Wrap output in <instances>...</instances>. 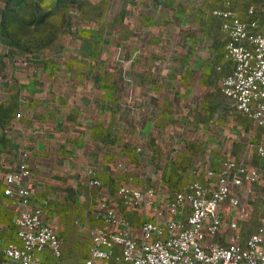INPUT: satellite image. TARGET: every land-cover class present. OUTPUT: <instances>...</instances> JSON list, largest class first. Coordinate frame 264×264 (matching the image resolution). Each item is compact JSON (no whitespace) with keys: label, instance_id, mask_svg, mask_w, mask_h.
<instances>
[{"label":"crops","instance_id":"obj_1","mask_svg":"<svg viewBox=\"0 0 264 264\" xmlns=\"http://www.w3.org/2000/svg\"><path fill=\"white\" fill-rule=\"evenodd\" d=\"M216 3L0 0L1 188L26 151L32 202L44 206L58 235L55 223L68 214L81 233L101 226L91 215L100 194L138 226L140 215L116 196L120 185L156 186L160 174L161 198L204 162L228 153L233 137L226 141L225 124H213L209 113L228 66L221 22L210 13L221 7ZM18 112L13 130L1 134ZM243 133L237 157L261 140ZM231 149L236 155V145ZM116 162L126 169L117 170ZM89 170L100 188L88 185ZM11 202L0 193V205L15 220ZM13 233L0 245L17 242Z\"/></svg>","mask_w":264,"mask_h":264},{"label":"built area","instance_id":"obj_2","mask_svg":"<svg viewBox=\"0 0 264 264\" xmlns=\"http://www.w3.org/2000/svg\"><path fill=\"white\" fill-rule=\"evenodd\" d=\"M217 1L221 7L210 13L221 22L222 58L230 66L219 78L217 92L233 102L238 114L264 130V17L249 7V18L242 19L230 7L235 0ZM73 16L78 23L79 13ZM122 78L129 85L125 72ZM21 117L18 112L1 134L10 133ZM135 151L141 154L143 148L138 145ZM28 157L21 151L17 169L3 175L0 193L12 199L17 242L0 245V264H66L63 242L47 221L44 206L32 202ZM254 158L264 162V138L248 143L241 157L223 152L217 160L204 162L199 167L202 177L161 198L156 191L164 186L160 174L156 186L120 185L116 196L126 209L140 215L138 226L100 194L91 215L101 226L89 231L84 264H264V193L255 188L264 171L252 165ZM115 168L126 169L122 162H116ZM93 174L92 170L86 174L88 185L100 188ZM252 196L260 198L262 213L257 228L245 234L241 224L249 217Z\"/></svg>","mask_w":264,"mask_h":264},{"label":"rangeland","instance_id":"obj_3","mask_svg":"<svg viewBox=\"0 0 264 264\" xmlns=\"http://www.w3.org/2000/svg\"><path fill=\"white\" fill-rule=\"evenodd\" d=\"M216 2L217 1L214 0V3ZM230 7L242 19L249 18V15L247 14V9L249 7H254L256 9L258 17H264V0H235L234 2H230ZM228 66L224 75L229 72ZM210 107L212 111L209 113L211 121L214 122L213 124H225L227 130L225 140L227 141V136H232L233 138L228 141L230 142L231 147L236 145V155L231 152L232 149L230 147V151H228V153L224 152V156H239L242 144L241 139L244 134L243 132L252 133L254 134L255 138H264V130L255 127L247 118L238 114L235 110L233 102L220 93H217L216 96H214ZM252 165L264 171V162L260 161L259 159L254 158ZM199 177H202V175L198 167L197 169H194V173L192 176H190V178L187 179L185 184L183 183L181 186H179V190L185 188L187 182L189 183L190 180H194ZM1 187L2 185H0V188ZM255 188L260 193H264V177L260 180L259 184L255 186ZM248 198L252 199L251 201L248 200V202L251 203L250 214L248 219L241 224L245 234L253 232L257 228L259 224V218L261 217L262 213V204L260 202V198L258 199L255 196ZM73 217L74 216L72 214H68L65 216V218L59 219L57 220L58 222L55 223V226L58 227V230H60L59 236L63 242L62 261H64L66 264H84L88 255V248L90 246L87 238L89 229L87 232H79L73 224ZM13 220V213L0 205V241L7 242L14 239L12 224ZM136 225L139 224L137 223ZM95 226L91 229L95 228Z\"/></svg>","mask_w":264,"mask_h":264}]
</instances>
